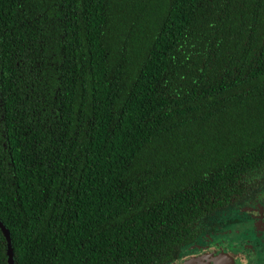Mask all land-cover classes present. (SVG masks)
<instances>
[{"label": "trees", "instance_id": "trees-1", "mask_svg": "<svg viewBox=\"0 0 264 264\" xmlns=\"http://www.w3.org/2000/svg\"><path fill=\"white\" fill-rule=\"evenodd\" d=\"M263 162L264 0H0L15 264H166Z\"/></svg>", "mask_w": 264, "mask_h": 264}, {"label": "flooded vegetation", "instance_id": "flooded-vegetation-1", "mask_svg": "<svg viewBox=\"0 0 264 264\" xmlns=\"http://www.w3.org/2000/svg\"><path fill=\"white\" fill-rule=\"evenodd\" d=\"M234 189L198 220L193 239L166 264L220 245L233 264H264V162L243 172Z\"/></svg>", "mask_w": 264, "mask_h": 264}, {"label": "water", "instance_id": "water-1", "mask_svg": "<svg viewBox=\"0 0 264 264\" xmlns=\"http://www.w3.org/2000/svg\"><path fill=\"white\" fill-rule=\"evenodd\" d=\"M0 228L7 240L8 264H15L10 231L1 220V218ZM229 257V253L227 252V250H225V247L223 245H220L215 248H205L195 255L185 256L184 258L178 259V261L174 262L173 264H233V261H229ZM230 258L232 259V257Z\"/></svg>", "mask_w": 264, "mask_h": 264}]
</instances>
